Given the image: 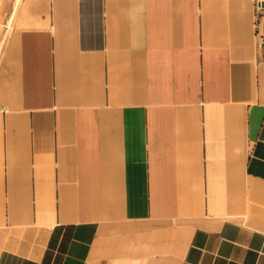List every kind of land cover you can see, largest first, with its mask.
<instances>
[{"label":"crops","instance_id":"1","mask_svg":"<svg viewBox=\"0 0 264 264\" xmlns=\"http://www.w3.org/2000/svg\"><path fill=\"white\" fill-rule=\"evenodd\" d=\"M253 1L15 0L0 264H264Z\"/></svg>","mask_w":264,"mask_h":264},{"label":"rangeland","instance_id":"2","mask_svg":"<svg viewBox=\"0 0 264 264\" xmlns=\"http://www.w3.org/2000/svg\"><path fill=\"white\" fill-rule=\"evenodd\" d=\"M15 0H0V59L6 39L11 31L9 17L13 12Z\"/></svg>","mask_w":264,"mask_h":264},{"label":"built area","instance_id":"3","mask_svg":"<svg viewBox=\"0 0 264 264\" xmlns=\"http://www.w3.org/2000/svg\"><path fill=\"white\" fill-rule=\"evenodd\" d=\"M253 11L256 18H260V16L264 13V0H254Z\"/></svg>","mask_w":264,"mask_h":264}]
</instances>
